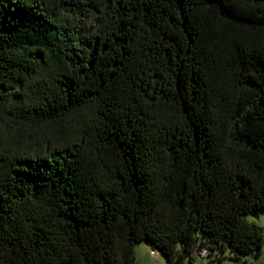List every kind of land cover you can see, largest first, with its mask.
<instances>
[{"label":"trees","instance_id":"obj_1","mask_svg":"<svg viewBox=\"0 0 264 264\" xmlns=\"http://www.w3.org/2000/svg\"><path fill=\"white\" fill-rule=\"evenodd\" d=\"M263 212L264 0H0V264H264Z\"/></svg>","mask_w":264,"mask_h":264},{"label":"rangeland","instance_id":"obj_2","mask_svg":"<svg viewBox=\"0 0 264 264\" xmlns=\"http://www.w3.org/2000/svg\"><path fill=\"white\" fill-rule=\"evenodd\" d=\"M247 217L250 220H255L256 222H258L263 227V230H264V212L261 213L259 216L248 214ZM145 246H148V247L146 248ZM138 249H141L143 251L148 249V251L150 252L151 248L145 241H142L138 243ZM146 259L147 260L144 263L139 262V264H167L165 258L159 252H157V255L154 259L150 260L147 257ZM256 261H258L259 263H264V244L262 247V252L260 256L257 257ZM186 264H245V263L241 260H237V259L230 257L228 253L227 256L224 257L222 260L214 259L213 257H208L205 259L199 258L194 262H187Z\"/></svg>","mask_w":264,"mask_h":264},{"label":"crops","instance_id":"obj_3","mask_svg":"<svg viewBox=\"0 0 264 264\" xmlns=\"http://www.w3.org/2000/svg\"><path fill=\"white\" fill-rule=\"evenodd\" d=\"M145 247L147 248L148 246H145ZM142 248H143V246H142ZM136 250H137V255H138V258H139V262L140 263H144L147 260L146 257L148 259L152 260L157 255V252L156 251H153L152 249H150V252L148 251V249H146L144 251L141 250V249H138V245L136 247Z\"/></svg>","mask_w":264,"mask_h":264},{"label":"built area","instance_id":"obj_4","mask_svg":"<svg viewBox=\"0 0 264 264\" xmlns=\"http://www.w3.org/2000/svg\"><path fill=\"white\" fill-rule=\"evenodd\" d=\"M207 254H208L207 249H203V250H201V256H202V257H205Z\"/></svg>","mask_w":264,"mask_h":264}]
</instances>
